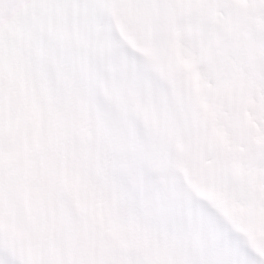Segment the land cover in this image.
<instances>
[{"label": "rangeland", "instance_id": "obj_1", "mask_svg": "<svg viewBox=\"0 0 264 264\" xmlns=\"http://www.w3.org/2000/svg\"><path fill=\"white\" fill-rule=\"evenodd\" d=\"M120 10H121V15L129 27L130 30L135 31L138 27V19L137 15L142 14L144 16H148L150 12V8L148 6V3L146 0H128L127 2H124L122 4V0L120 1ZM214 21L215 22H220V19L218 16H214ZM4 22V21H3ZM6 28L8 31L13 32V29L10 25L5 24ZM3 33L0 30V49L4 51H9V53L12 56H22V54L26 55L25 51L24 53H21V55L17 54L14 49L11 48V44H8V41L3 38ZM88 37V36H87ZM103 40L101 36L93 35L91 36L90 41H99ZM96 42H92L96 45ZM28 45L34 48L35 53H40V48L38 45H33L28 42ZM13 63V62H12ZM17 67H19L22 71H29L30 75L32 77H37L39 75L38 71L35 68H32L26 64V62H23L20 64V61H16ZM11 85L15 89L19 100L20 104L23 103V99L25 96L26 88L22 83V80L20 78L15 77L14 80L11 82ZM264 93V92H262ZM251 106H253L252 111L255 112L253 114V118L251 121H245L247 128L249 129V135L253 143L257 145L264 144V98H255L252 99ZM26 110L31 118L32 121H34L35 125L38 127L41 123H43V120L49 125H56V120H55V107L50 106L48 109V116L44 118V109L43 107L36 109V110H31V108L26 105ZM26 110L23 108L22 109V114H26ZM253 122V126L252 123ZM12 126L16 127L14 128V132H18L20 129V125L16 123V121H11ZM44 125V123H43ZM250 130L253 131V133H250ZM222 130H220L221 132ZM216 132L219 131L217 130ZM3 133H1L0 129V142L1 143V148L4 149V151L0 152V184L3 186L4 192L10 191L11 188V194H24L25 196L31 195L32 192V183L33 181L38 182V187H37V192L40 194V199H45L44 202H39L38 200H34V205L31 206V204L28 202L27 208L24 204L21 205V208L24 211L25 216L30 219L31 221H34L35 226L31 228H26L25 229V234L30 235V243L34 247V243L39 241V235L36 230L37 225H45L47 229L51 228L50 233L48 234L47 237H52L53 240V246H52V255H56V253H61V261L64 262L65 264H75V259H74V250H73V243H70V241L73 240L74 234H69L67 231L71 229L70 227L74 226L76 223V215L73 214L72 208H70L68 211L65 209L64 211L59 208L58 206L55 205L53 210H49L51 207L50 202H49V196H53L55 198H59L62 200L64 195H60L58 193V188L59 186L67 185V188H69L70 193H75L74 198H77L75 200L76 202V210L82 209L83 204L80 199H83L86 197V190L82 189V184L84 180V176L87 174L89 167H86V164H89L88 162H85V160L81 161L82 166H80V171L75 169V165L72 163H69V171L68 173H64V167L63 165H58L55 168L54 171V164L52 162H48V179H50L54 182L51 184L50 188L51 191L50 193H42L43 192V184L39 181L40 179L33 173L31 169L32 162L29 160L31 157V154L34 155L35 150L28 144L25 146L22 144V146L18 149L17 155H13L10 153V150L13 146V141L12 137H3ZM23 135L28 138V135L26 131H23ZM60 139V138H59ZM31 140V139H30ZM57 140L55 141V143ZM54 143V144H55ZM40 145H38V148ZM26 151L27 154L22 155V153ZM53 154V152H52ZM85 154L86 156H91L92 151L91 149H84L83 150V155L85 159ZM24 158L28 157V160H21L19 158ZM81 158L83 156L81 155ZM64 159L67 161L68 158L67 156H64ZM90 171V170H89ZM81 172V174H80ZM237 173L239 174V170L237 168ZM71 178L72 181L69 184H62V181ZM115 178V177H113ZM112 178V179H113ZM253 180H256L255 185H253V188L255 190H258V186L260 184V181L257 178V175L255 174L253 176ZM65 188V187H64ZM255 190V191H256ZM125 194H128L127 192L123 191ZM124 193H121L118 189L114 190L112 199L108 202H105L103 204V209L105 214H110L111 212L115 210V221L117 218H119V223L118 225H114L113 222L110 225V231L113 233L114 230L118 231L114 236H113V244L115 246H120L123 247L125 250L127 249H132V250H137L138 246L135 244L134 246H131V244L126 243L122 238H119V231H126L127 235L131 237L132 233L134 232V221L136 219L141 220L142 215L145 213L138 207H133L131 208L129 203V200L126 199V195ZM259 198L262 199V206L259 208V205L257 208V221L259 223H256V228L259 229V224L264 221V189H260L259 192L257 191ZM2 194V190L0 188V195ZM85 203V202H84ZM6 209L3 208L1 210L0 214V227L2 226H7V227H14L16 222H11L7 220L8 212L11 208V205L9 203H5ZM31 206V207H30ZM120 206V208H119ZM3 207V206H2ZM5 209V210H4ZM119 212V213H118ZM237 217L239 219H243L245 217V212L243 210H237ZM17 212H15L14 216L12 217V221H15L18 218ZM107 219H112V217H107ZM45 222V223H44ZM121 225H125L127 227H122ZM117 226V227H116ZM44 227V226H43ZM73 228V227H72ZM129 228V229H128ZM1 229V228H0ZM45 229V228H44ZM2 230V233L0 235V238H3L4 240L6 239L7 241L13 242L15 240V235H6L5 231ZM42 239V236H41ZM134 239V238H133ZM132 239V240H133ZM32 240V241H31ZM141 246L143 243L140 244ZM121 251V250H119ZM59 257V260H60ZM122 264V263H121Z\"/></svg>", "mask_w": 264, "mask_h": 264}]
</instances>
